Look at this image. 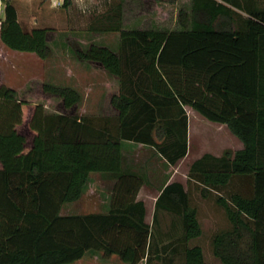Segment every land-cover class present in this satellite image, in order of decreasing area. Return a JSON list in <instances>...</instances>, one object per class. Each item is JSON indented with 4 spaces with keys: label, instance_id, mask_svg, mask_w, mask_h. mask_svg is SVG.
Segmentation results:
<instances>
[{
    "label": "trees",
    "instance_id": "1",
    "mask_svg": "<svg viewBox=\"0 0 264 264\" xmlns=\"http://www.w3.org/2000/svg\"><path fill=\"white\" fill-rule=\"evenodd\" d=\"M71 5L64 0L62 8ZM107 20V28L91 30L119 33L118 52L76 50L113 79L101 120L76 115L82 97L73 88L36 83L18 100L16 90L0 86V264H73L91 252L124 264H176L178 256L182 264H208L203 248L191 245L203 230L184 186H166L156 202L153 225L166 212L173 233L155 246L138 200L144 179L123 168L125 142L154 148L168 166L186 158V108L226 125L243 144L190 168L188 183L214 196L229 223L211 239L213 256L221 264H264V9L192 0L191 17L181 13L176 31L125 30L120 5ZM54 32L25 29L12 0H0L8 49L48 60ZM91 174L115 180L108 212L62 216L64 205L83 197ZM235 180L242 189H230Z\"/></svg>",
    "mask_w": 264,
    "mask_h": 264
},
{
    "label": "rangeland",
    "instance_id": "2",
    "mask_svg": "<svg viewBox=\"0 0 264 264\" xmlns=\"http://www.w3.org/2000/svg\"><path fill=\"white\" fill-rule=\"evenodd\" d=\"M22 1L17 0L21 4L19 5L21 24L25 29L31 30L34 26L27 24V14ZM119 5L121 6L122 28L125 30H182L180 14L185 13L190 17L192 12L190 0H90L86 6V13L82 12L85 9L79 10L78 14L73 13L76 21L74 26L70 27L74 28L72 32L67 23H65L64 10H48L44 14L45 18L42 25L55 30L49 40V46L52 51L51 57L44 61L35 54L5 49V52L3 54L1 52L0 56V86L16 90L18 100L25 99V95L28 92L34 91L36 83L73 88L82 97L76 115L101 120L105 98L103 95L97 94L98 90L93 84L104 79L102 72L104 70L87 62H81L76 56V50H86L91 45H97L107 47L115 52L119 51V33L94 32L91 30L92 28H107L110 23L107 20L108 15L113 10H116ZM95 6L96 9L93 13L92 10ZM1 17L3 18V13ZM112 81L113 79L111 78L110 84ZM92 90L93 92H91ZM187 109V115H191L190 142L188 137L190 155L186 160L178 162L172 172V174L177 175L176 181H183L184 183L186 179L189 180V172L192 166H190V163L197 161L196 159L212 153L223 155L226 151L234 155L239 149L238 138L231 133L227 126L218 129L217 127L225 125L212 123L198 112L191 110V108ZM133 162L137 163L136 158H134ZM163 165L168 166L165 160L156 152V188H159V190L165 184L161 181L162 175H164L162 171ZM190 183L196 185L192 181ZM114 185L115 180L108 176L101 174L90 175L83 197L76 203L64 205L60 214L68 216L107 213ZM238 186L242 189V183L235 180L230 189L237 190ZM191 201L192 205L200 210L199 217L204 228L203 237L192 241L191 245H202L205 248L206 262L208 264H221L212 254L210 236L214 231L212 218L221 222L220 218L221 215L225 216L224 212L216 205L214 196L204 198L200 191L192 193ZM222 219L225 223V218ZM172 223V216L164 212L159 213L158 223L153 225L152 240L154 245L157 241H171L173 233ZM181 235L180 230H176L174 238H180ZM81 263L121 264L118 257L106 258L102 253L94 252L86 254ZM153 264L162 263L155 261ZM176 264H182L181 257H176Z\"/></svg>",
    "mask_w": 264,
    "mask_h": 264
},
{
    "label": "crops",
    "instance_id": "3",
    "mask_svg": "<svg viewBox=\"0 0 264 264\" xmlns=\"http://www.w3.org/2000/svg\"><path fill=\"white\" fill-rule=\"evenodd\" d=\"M12 2L14 3V5L17 9L19 21L21 23V17H20L21 11H20V7H19V5H21V4H19V2H17V0H12ZM22 2H24L25 11L27 14L26 15L27 24L34 26V28L45 27L42 25L44 23V18H45L44 14L48 10H56V9L64 10L65 23H67V25L70 28V27L74 26V23L76 21V17L73 13L78 14L79 10H81V9H85V11H82V12L86 13V10H87L86 6L88 5V2H90V0H72V5L68 9L62 8L64 0H23ZM190 2L192 5V0H190ZM237 2H239V4L242 6L251 7L254 10L255 9H258V10L264 9V0H237ZM95 9H96V6L92 10L93 13H94ZM235 11H237L239 14H241L243 16H246L245 13L240 11V10L235 9ZM2 12H3V9H2ZM191 14H192V12H191ZM70 30L73 32L74 28H70ZM5 49L10 50L0 40V56H1V52H2V54L5 52L4 51ZM10 51H12V50H10ZM14 52H16V51H14ZM102 72L104 74V79L98 81L97 83H94L93 85L98 90L97 94H100L101 96L103 95V97L105 98V95L111 86L110 82H111L112 77L105 70ZM91 92H93V90ZM186 111L188 112L187 108H186ZM190 116L191 115L189 114L188 115V117H189V142L191 140ZM225 127H226V125L222 126V127H217V128L220 129V128H225ZM237 140H238V148H239L238 150H241L243 148V144L239 139H237ZM122 152H123L124 158H126L124 161V165H123L124 171L134 173V174H138L144 179V185L139 192L138 200L143 201L145 203L146 212H147L146 223L149 224L150 226L153 225L154 214L156 211V202H157L158 198L160 197L162 190L166 186L171 185L173 183L182 184L185 188V191L189 193V196L191 199H192V193L194 191H197V189L195 188L196 186L192 183H188L187 179H186L185 183L183 181H176L175 179L177 178V175L174 173L172 174V172L176 166H166V165L162 166V171H163L164 175H162V179H161V181L164 182L165 184L162 187V189H160V190H159V188H156V151L154 150V148L144 146L142 144H134L132 142H125L123 144ZM213 154L216 157L222 156V155H220V154L218 155L216 153H212V155ZM189 155H190V150H189L186 158H184L183 160H186L187 157H189ZM127 157H128V159H127ZM134 158H136L137 163L133 162ZM141 158H143V160H141ZM201 158H199V159H201ZM199 159H196V160H199ZM194 162H196V161H194ZM140 163H142V165H140ZM193 163H190V166ZM156 192H157V195H156ZM147 199H149L151 201H148ZM197 210H198V215H199L200 214L199 208H197ZM161 212H163V211H161ZM213 214H215V212H213ZM222 218H225V223H224ZM220 220H221V222H219L217 219L214 220L212 218L214 231H213L212 235L210 236V239H212L213 235L215 233H217L218 231L227 229L229 227V223H228L225 216L223 217L221 215ZM199 221H200V224H201V227L203 230L204 228L202 226L200 217H199ZM178 230H180V232H181L180 228ZM203 235H204V232H203ZM203 235H202V237H203ZM155 246H156V243H155ZM199 246H201L203 248L204 257L206 260L205 248L202 245H199ZM112 257H117V256H112ZM83 259L80 261H77L73 264H82L81 262L83 261ZM121 264H124V263L121 262ZM140 264H145V262H141Z\"/></svg>",
    "mask_w": 264,
    "mask_h": 264
}]
</instances>
